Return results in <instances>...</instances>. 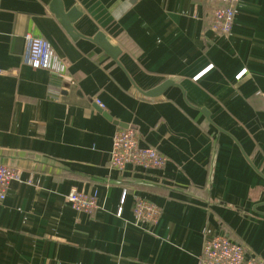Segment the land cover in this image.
<instances>
[{
    "label": "crops",
    "instance_id": "1",
    "mask_svg": "<svg viewBox=\"0 0 264 264\" xmlns=\"http://www.w3.org/2000/svg\"><path fill=\"white\" fill-rule=\"evenodd\" d=\"M52 2L0 0V164L20 175L0 202V264H199L220 234L264 261V0H240L227 36L206 0H61L82 13L76 40ZM29 34L62 58L70 88L24 64ZM118 124L166 166L110 170ZM72 190L101 209L77 212ZM136 197L162 209L155 225L135 220Z\"/></svg>",
    "mask_w": 264,
    "mask_h": 264
},
{
    "label": "built area",
    "instance_id": "2",
    "mask_svg": "<svg viewBox=\"0 0 264 264\" xmlns=\"http://www.w3.org/2000/svg\"><path fill=\"white\" fill-rule=\"evenodd\" d=\"M206 1L215 6L212 30L217 34L227 36L234 26L240 0ZM25 44L23 62L26 66L52 73L60 84H73L67 79L66 64L48 41L29 34L25 37ZM245 73L246 71L241 72L237 79H240ZM2 74L3 71L0 69V76ZM97 103L103 108L100 102L97 101ZM167 163L168 159L155 148L140 146V136L137 131L118 129L115 133L109 154L108 166L110 170L123 173L128 167H132L144 171H157L162 170ZM19 180L20 175L17 170L0 164V202L6 199L10 185ZM66 199L77 212L93 215L101 209L97 195L72 190ZM125 199L126 193L122 196V204ZM121 214L122 209L118 211L117 215L121 216ZM161 214L162 209L158 205L139 197L135 198L134 217L138 223L155 225ZM199 264H264V261L255 256H249L247 249L242 244L220 234L205 241L199 257Z\"/></svg>",
    "mask_w": 264,
    "mask_h": 264
},
{
    "label": "water",
    "instance_id": "3",
    "mask_svg": "<svg viewBox=\"0 0 264 264\" xmlns=\"http://www.w3.org/2000/svg\"><path fill=\"white\" fill-rule=\"evenodd\" d=\"M50 10L52 13L56 15V17L61 21L63 28L66 30V32L74 39H78V35L76 34L73 25L82 17V13H80L77 9H72L69 13H64L63 5L61 0H53L52 5L50 7ZM100 48L106 52L110 57H112L114 60H117L119 56L121 55V50L119 47L111 44L104 34L99 33L93 40ZM175 84L171 81H167L157 87L156 89L152 90L151 92H147L144 94L145 97L148 99H155L160 97L169 87L174 86ZM65 88H70V84H65ZM100 106V105H99ZM99 108V107H98ZM102 108L100 106L99 111L102 112ZM104 116L109 120L113 121V118L108 116L106 113ZM121 129H133L137 131V128L134 126H127L123 124H118ZM178 191V190H177ZM184 195H186V192L178 191ZM188 195V194H187Z\"/></svg>",
    "mask_w": 264,
    "mask_h": 264
}]
</instances>
